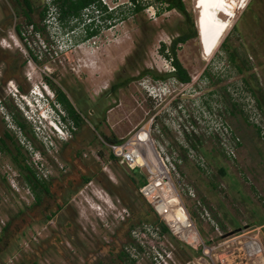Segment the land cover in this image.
I'll use <instances>...</instances> for the list:
<instances>
[{
	"label": "rangeland",
	"instance_id": "rangeland-1",
	"mask_svg": "<svg viewBox=\"0 0 264 264\" xmlns=\"http://www.w3.org/2000/svg\"><path fill=\"white\" fill-rule=\"evenodd\" d=\"M28 2L29 17L42 31L39 13H44V0ZM137 2L141 9L132 11L128 0H108L110 6H117L111 17L98 16L109 23L103 22L95 35L81 40L79 33L71 46L63 45L60 38L50 42L44 35L43 50L26 24L21 0H0L1 45L9 44V52L17 54L10 35L18 27L26 37L24 46L38 56L35 67L21 53L29 80L16 67L7 74L0 57L4 80L0 82V130H8L9 137L4 139L7 151L0 150V230L5 225L0 231V264H86L101 250L99 245L110 242L124 225L121 264H253V260L264 264V145L249 115L254 108L264 122V0H245L230 20L219 15L229 26L205 58L197 38L195 0H182L186 16L159 0ZM89 13L84 11L81 18ZM80 23H62V31ZM180 32L190 34L175 47L176 58L189 76L186 83L169 75L173 68L166 57L171 38ZM44 66L51 71L46 73L53 88L37 75ZM117 80L125 84L107 92ZM30 88L42 99L37 108L27 105L36 110L27 111L26 118L9 92L21 91L25 96L16 97L31 102ZM54 88L80 115L76 125L55 101ZM54 106L65 115L63 124L68 128L62 129L61 138L49 125L56 118L53 114L50 121ZM16 121L23 123V129ZM141 126L149 130L163 174L144 167L130 170L109 155L107 137L124 140ZM15 152L22 164L50 183L51 197L63 203V211L47 222L32 224L19 236L16 232L10 236L7 228L26 215L24 205L31 200L22 179L26 171L11 160ZM81 173L89 176L87 181L75 182ZM139 175L144 183L161 175L173 180L207 246L236 232L241 242L256 241L259 254L243 256L235 241L207 255L199 246L190 247L138 192L141 185L134 183ZM142 208L147 220L139 221L137 216L132 220L131 215ZM66 212L75 221L68 218L64 225ZM161 224L166 230H161ZM66 225L74 227V234ZM59 226L64 231L58 239L62 243H53L50 233ZM143 228L149 232L139 241L131 231ZM154 250L159 259H153Z\"/></svg>",
	"mask_w": 264,
	"mask_h": 264
},
{
	"label": "built area",
	"instance_id": "built-area-1",
	"mask_svg": "<svg viewBox=\"0 0 264 264\" xmlns=\"http://www.w3.org/2000/svg\"><path fill=\"white\" fill-rule=\"evenodd\" d=\"M56 0H44L45 10L43 13V17L41 20V28L44 35H46L45 38H47L50 42H57V39L60 38V42L63 43L65 46H71L74 42V38L79 36V33H81V39L84 36V28L83 24H88L92 22L91 25H89V30L95 29L96 33L104 26L103 22L109 23L108 20H105L106 17H102L98 19V16H107V14L112 13V11L115 9V6H110L108 3V0H98L97 2H92L85 7L81 9L80 16L84 11H89V14H83L86 16V18H81L79 20L81 23L78 28H69L68 31L63 32L62 29V22L59 20L58 16V9L55 6ZM129 2V1H128ZM130 4V2H129ZM133 6L132 4H130ZM91 13L95 14L92 15ZM97 17V18H95ZM108 17V16H107ZM72 21V20H70ZM69 21V22H70ZM76 21V20H74ZM30 31L34 36L36 37L38 44L43 48H45L44 40L45 38H40V31H33L32 25L29 24ZM95 33V34H96ZM94 34V35H95ZM13 42H16V38L13 34L10 35ZM93 36V35H92ZM82 40V39H81ZM2 41L0 42V44ZM3 44V43H2ZM54 53V52H53ZM30 58L27 57V63L30 64ZM42 71V70H41ZM249 115L252 119V124L256 127V132L258 134L259 139L261 140V143L264 145V122L262 121V118L260 117V114L257 110L254 108H251L249 110ZM107 148L110 151L111 155L114 158H117V162L119 164L125 165L128 169H139L140 167H144L145 169L149 170V166H151V159H157L158 161V153L156 151V148L152 142V139L149 134L148 128L141 126L139 130H137L135 133H133L131 136L127 137L123 140V138H119V141L115 142H109L107 144ZM150 172V171H149ZM138 192L141 194L144 199H146L149 203H152V207L157 215H159L162 219H164V214L167 212L166 207H162V209H157V205L159 203H162L164 200H166L167 195H175L179 199L180 207L184 209L186 212L185 207L183 206L179 192L173 182V180L167 178L164 175L156 177V180L152 182L150 178H147L146 182L143 183L139 188ZM188 194L191 196L192 194L188 192ZM162 201V202H161ZM187 214V224L189 228L193 229L196 233V236L198 238V242L196 243V246H199L202 250L203 255H207L209 251L212 249H215L217 247H220L224 245L226 242H236L239 243V247L237 248L242 250L243 256L246 257H252L255 258L258 253H255L254 250L248 246H246V243L251 241H243L241 242L238 239V236L236 232L228 236V238L223 241L220 240V242H215L212 246H207L205 242L201 239L198 232L196 231L194 224L190 218V216ZM166 223V222H165ZM166 225L170 228L171 227L166 223ZM132 235L136 237L137 240L140 241V238H144L147 234L148 228H143L142 231L136 232L131 231ZM173 232V231H172ZM187 244V243H186ZM190 247L195 248L196 246H192L191 244H188ZM160 257V253L157 250H154V258ZM221 262V260H219ZM164 264H167L164 262ZM253 264L254 260H253Z\"/></svg>",
	"mask_w": 264,
	"mask_h": 264
},
{
	"label": "flooded vegetation",
	"instance_id": "flooded-vegetation-1",
	"mask_svg": "<svg viewBox=\"0 0 264 264\" xmlns=\"http://www.w3.org/2000/svg\"><path fill=\"white\" fill-rule=\"evenodd\" d=\"M32 30L33 31H40V38H42V39L44 38L43 37L44 33H42L41 30H37L34 28ZM13 35L16 38V42H17V46H18V48L15 47L14 48L15 50H13V51H15L17 54L15 55L14 52H12V51L9 52L10 51V50H8V49H10L9 44H7V46H6L7 48H5L4 46H2L0 44V49H1L0 50V57H2L4 62H5V65H6L5 68H6L7 74H13L14 73L13 67H16L17 70L21 71L25 75L26 79L29 80L30 76H29L28 72H25L23 70V67L25 66V64H24V60L22 59L21 53H22L24 58L25 57L30 58V60H31L30 65L31 66L32 65L35 66L34 62L36 61V57L38 58V56H36L35 53H33L31 49H28V48H26V46H24L25 45L24 40H26V37L24 36V32H21L20 30L17 32L15 29H13ZM33 37H34V41L36 42L37 39L34 36V34H33ZM37 47L39 48V46H37ZM17 49H18V51H17ZM3 50H7L8 51L7 54L4 53ZM43 50H45V49H43ZM53 52L54 51H52V53ZM37 70H38L37 71L38 77L41 80L43 79L44 83H47V85L49 82V84H50L49 86H51L53 88L50 80H48L49 75H47V73H46V72L51 73L49 68L44 66L43 69H37ZM0 82L4 83V80L0 79ZM7 83H6L7 85H9V84L12 85L11 82H7ZM18 87L19 86H17V88ZM31 89L32 88H30L28 90V92ZM57 90H60V89L54 88V94L57 92ZM18 92L19 91L15 92V93L9 92V95L13 96L14 99L16 96H19V98H21V96H25L24 93H22L21 91L19 93ZM14 99H13L14 106L20 111V109L17 107ZM17 127L19 129H23V128H20L19 126H17ZM7 133H8V130H6V129L0 130V150H2V151H7V145L4 141L5 138L9 139ZM33 153H34V151H33ZM11 160L16 162L19 169L26 171L25 173H23L22 179H23L24 184L26 186L27 192H29L30 198H31V200L28 202V204L26 206L24 205V212L26 213V215L20 216L19 220L16 223H13L9 228H7L10 236H12V234H15V232H16V235L19 236L21 232H23L25 229L29 228L32 224L40 223L42 221L47 222L53 216H55L59 212H62L63 211L62 210L63 203L61 201H58V199L56 197H51L53 195L50 193V189H49L50 183H47L43 179L37 177L34 174V172H32L28 168V166L22 164L17 159L16 152L14 155L11 156ZM86 177H89V176L84 175L83 173L78 174L76 176L75 182L84 181V179ZM68 185L69 184H65L63 187H68ZM46 194L49 195V198H46ZM47 199H50V202L47 201ZM135 216H137L136 219H138L139 221H146L147 220L146 219L147 218L146 217V210L144 208L139 210V212H137L135 215H131V219L133 220V218H135ZM68 218H70L71 220H74L66 212V218L63 219L64 225L67 224ZM4 227H5V225H3L1 227V230H0V231H2L1 233L4 232ZM66 227L70 228L74 234V227L73 226H69V225L67 226L66 225ZM124 229H125V225L120 228V230L116 233L115 237L113 239H111L110 242H105V244H103V245L100 244L98 249H101V250L99 252H97L96 254H94V257H92V259L90 261H87L86 264H121V259L125 257V253L120 249V244L124 239V237H123V234L125 231ZM63 233H64V231H63L62 226L56 227V231L54 233H50V238H49L50 241L54 243V240H55L57 243H62V241L58 240V239L62 237ZM2 239L3 238L0 236V242H2ZM51 242H50V244H52ZM42 245H43V247L46 246L44 243H42ZM105 258H106V261H104Z\"/></svg>",
	"mask_w": 264,
	"mask_h": 264
},
{
	"label": "bare ground",
	"instance_id": "bare-ground-1",
	"mask_svg": "<svg viewBox=\"0 0 264 264\" xmlns=\"http://www.w3.org/2000/svg\"><path fill=\"white\" fill-rule=\"evenodd\" d=\"M244 2L245 0H195L194 8L197 12L195 24L204 44V49L201 47L203 58L209 56L215 50L220 38L229 26V21L220 19L219 15L230 20L235 16V10L239 11L243 8ZM213 10L215 13H213ZM210 33H212V37L208 40ZM213 39H215V41L211 44ZM150 164V172L156 171L159 174L164 173V171H160L159 161H157V159H151ZM162 207L167 208V212L164 214L163 218L171 227L172 231L185 243L196 246L198 238L195 231L187 227V214L184 209L180 207L179 199L175 195H167L166 200L159 203L156 208L161 210ZM246 246L252 248L255 253L260 252L259 245L254 240L247 242Z\"/></svg>",
	"mask_w": 264,
	"mask_h": 264
},
{
	"label": "trees",
	"instance_id": "trees-1",
	"mask_svg": "<svg viewBox=\"0 0 264 264\" xmlns=\"http://www.w3.org/2000/svg\"><path fill=\"white\" fill-rule=\"evenodd\" d=\"M98 0H56L55 1V6L58 9V13H59V20L64 23L67 24L70 20H81V16H80V12L81 9L83 7H85L86 5L92 3V2H97ZM130 2V4H132V11H138L141 9V6L138 4L137 0H128ZM163 3L166 4V8L167 9H174L175 11H177L179 14L186 16V10L185 7L183 5L182 0H159ZM21 3L23 4V6L25 7V11H23V14L25 16V20H26V24H31L32 27L34 29H38V27L36 26V24H34L31 20V18L29 17V11H30V5L28 0H21ZM108 17H111V13L107 14ZM39 17L42 18L43 17V11H40L39 13ZM92 22L88 23V24H83V28H84V36L81 38L86 39L92 35H94L96 33L95 29H91L89 30V25H91ZM70 27V26H69ZM15 30L18 32L20 29L18 27H15ZM190 34L185 33V32H180V34H178L175 37H172L170 40V44L169 46L166 48V52H167V59L170 63V65L172 66L173 70L171 72H169L170 76L173 77L174 79H176L178 82L181 83H186L189 81V76L187 75V73L185 72L184 68L181 66L180 62L178 61V59L176 58L175 55V47L177 43L183 42L184 40H186L189 37ZM160 48V52L162 53L163 50L165 49V45L163 43H161L159 45ZM237 69H239V66H237ZM125 84L124 80H117L115 82H112L108 89L107 92L109 93H114L118 88L122 87ZM48 85L49 82H48ZM55 101L60 105V107L62 108V110L65 111L66 116L70 119L71 123L73 124H77V122L80 120V115L75 111V109L72 107V105L70 104V102L68 101L67 97L64 95V93L60 90H57V92L55 93ZM104 113V112H102ZM16 126H19L20 128H23V123L20 122H15ZM106 140L110 141V142H115V141H119V139H115L114 137H107ZM111 157H113L111 155V153L109 154ZM135 170V169H133ZM88 179V177H86L84 179V181H86ZM145 181L144 176H140L137 180L135 184V186H139L142 185ZM161 230H166V228L161 224L160 225Z\"/></svg>",
	"mask_w": 264,
	"mask_h": 264
},
{
	"label": "clouds",
	"instance_id": "clouds-1",
	"mask_svg": "<svg viewBox=\"0 0 264 264\" xmlns=\"http://www.w3.org/2000/svg\"><path fill=\"white\" fill-rule=\"evenodd\" d=\"M28 94L31 96V98H32V101L30 102V101H27V100H25L24 98V100H20V99H18V98H15L14 100H15V103H16V105H17V107L20 109V111L22 112V115L24 116V117H26V118H28L27 116H25V113L27 112V111H33V110H36V106H37V104L36 103H38V101L39 100H41L42 99V97H41V95H40V93H37V92H34L33 91V88L28 92ZM28 104H34V106L36 107V108H34V106H30L31 108H28L27 107V105ZM54 109H53V111L52 110H50L51 111V114H52V117L50 118L51 120L50 121H52V119H53V114L56 116V118H55V121L54 122H51V123H49V125H50V127L53 129V131L55 132V134L58 136V137H60L61 138V136H59V134H61V131H62V129H65V130H67V128L65 127V125L63 124L64 123V120H65V115L63 116V114L60 112V110L56 107V106H54L53 107ZM38 116H41V115H38ZM37 117L35 116V118L34 119H36ZM30 121H32V122H35L33 119H29ZM31 122V123H32ZM33 125V124H32ZM62 126V127H59V126ZM43 142V141H42Z\"/></svg>",
	"mask_w": 264,
	"mask_h": 264
},
{
	"label": "water",
	"instance_id": "water-1",
	"mask_svg": "<svg viewBox=\"0 0 264 264\" xmlns=\"http://www.w3.org/2000/svg\"><path fill=\"white\" fill-rule=\"evenodd\" d=\"M213 13H215L214 10H213ZM196 31H197V30H196ZM210 31H211V29H210ZM211 37H212V33H210V35L208 36V40H209ZM197 38L199 39V41H200V43H201V47H202V49H204V44H203V41H202L201 36H200V34H199V31H197ZM215 39H216V37H215ZM215 39H213V41H211V42H212L211 44L214 43Z\"/></svg>",
	"mask_w": 264,
	"mask_h": 264
}]
</instances>
